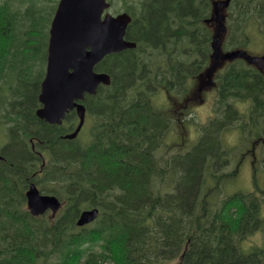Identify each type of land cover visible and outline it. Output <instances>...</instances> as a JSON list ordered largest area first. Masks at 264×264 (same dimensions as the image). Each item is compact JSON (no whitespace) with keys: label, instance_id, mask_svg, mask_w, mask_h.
Returning a JSON list of instances; mask_svg holds the SVG:
<instances>
[{"label":"trees","instance_id":"16d2710c","mask_svg":"<svg viewBox=\"0 0 264 264\" xmlns=\"http://www.w3.org/2000/svg\"><path fill=\"white\" fill-rule=\"evenodd\" d=\"M126 1L125 38L136 46L94 66L110 83L86 94L89 126L69 139L74 110L60 125L36 115L53 12L42 0H0V264H264V247L248 242L264 236V181L255 173L264 175V71L227 60L213 79L211 119L185 150L160 155L172 119L156 92L185 93L210 66L215 0ZM254 21L264 33V0H231L222 49L247 47ZM232 129L258 150L251 190H228L234 149L223 135ZM31 182L60 199L55 215L29 212ZM92 207L97 218L78 226Z\"/></svg>","mask_w":264,"mask_h":264},{"label":"water","instance_id":"95a60500","mask_svg":"<svg viewBox=\"0 0 264 264\" xmlns=\"http://www.w3.org/2000/svg\"><path fill=\"white\" fill-rule=\"evenodd\" d=\"M230 0L214 2V16L217 30L212 36L211 58L219 60L243 57L248 62L258 63L264 69V55L251 56L244 50L222 53L220 36L225 29L222 7ZM109 6L107 0H59L49 27L45 74L40 84L36 109L38 118L50 124H60L65 114L75 110L78 117L76 128L64 135L74 138L82 127L85 106L79 102L85 94H95L100 84L108 85L110 76L106 72L94 71V66L105 55L135 47L136 43L125 39L126 28L131 21L127 12L115 15L105 13ZM26 203L32 215L43 214L47 209L54 215L59 209L60 200L52 194L40 193L34 183H30L26 192ZM98 216L96 207L83 209L76 220L78 226L92 222Z\"/></svg>","mask_w":264,"mask_h":264},{"label":"rangeland","instance_id":"374dc122","mask_svg":"<svg viewBox=\"0 0 264 264\" xmlns=\"http://www.w3.org/2000/svg\"><path fill=\"white\" fill-rule=\"evenodd\" d=\"M15 5L20 7H26L28 4V0H24L23 4L21 2H14L16 0H12ZM43 4H46L50 9L48 11V16L50 17L52 12L54 13L56 3L58 0H42ZM139 0H127L126 3H137ZM110 2L115 3V7H111L108 9L110 13L111 11H122L124 10V2L123 0H110ZM225 13V9H224ZM229 14V11H228ZM215 24V22H213ZM50 24V23H49ZM214 24L210 23V28L212 32H214L215 27ZM249 32V43L247 47H245V51L252 56H261L264 54V33L259 31L257 28V24L252 23V25L248 26ZM49 29V28H48ZM259 34H257V33ZM48 42V38L46 40ZM42 54L38 55L36 58V62H39ZM46 64V62H45ZM225 61L222 64L214 69L212 76L214 73L223 67ZM45 67V66H44ZM45 70V68H44ZM198 89V97H194L196 90ZM215 85L213 82H203L201 78L190 79V84L188 87V91L182 94H179L175 91H168L164 88H161L156 92V105L165 110L172 119V125L170 128V132L165 138V144L163 148L159 151L160 155L166 156L171 153H175L176 151L185 150L190 143L197 137L200 133V126L205 124L211 117L213 116V100L215 96ZM237 108L242 111H247L248 104L237 103ZM89 126V121L85 124L87 128ZM0 128V147L6 141V136ZM87 134H83L86 136ZM223 140L226 143L227 147L234 149V153L232 154V161L229 164L226 170L233 171V177L229 178L228 182V190H251L254 187V173L253 170L255 166L257 167L258 160L253 164V154L258 155V150L250 151L252 148V141L254 138H244V141L239 140V134L237 130L232 129L228 130L223 135ZM234 146V147H233ZM165 152H164V151ZM164 152V153H163ZM257 157V158H258ZM262 166V164H260ZM256 178L258 180L259 185H262L264 181V175L261 171L255 170ZM49 211L46 212V215H49ZM250 240V241H249ZM248 242L264 247V236L261 233H256L251 235L248 239ZM177 259L166 261L162 264H176Z\"/></svg>","mask_w":264,"mask_h":264},{"label":"flooded vegetation","instance_id":"af4514ba","mask_svg":"<svg viewBox=\"0 0 264 264\" xmlns=\"http://www.w3.org/2000/svg\"><path fill=\"white\" fill-rule=\"evenodd\" d=\"M123 11H125V10H123ZM126 12H127V11H126ZM128 13H129V12H128ZM130 15H131V14H130ZM131 16H132V15H131ZM132 19H133V16H132ZM132 48H134V47H132ZM127 49H131V48H127ZM125 50H126V49H125ZM202 80H203V82H206V80H209V79L203 77ZM198 93H199L198 90H196V93H195V96H194V97H198ZM75 114H76V113H75ZM76 116H77V115H76ZM77 123H78V122H77ZM84 125H85V122H84L82 128L84 127ZM82 128H81V129H82Z\"/></svg>","mask_w":264,"mask_h":264}]
</instances>
